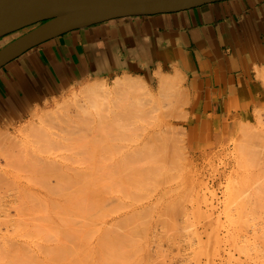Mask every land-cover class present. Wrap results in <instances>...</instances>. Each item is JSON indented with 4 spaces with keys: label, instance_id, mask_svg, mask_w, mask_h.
<instances>
[{
    "label": "rangeland",
    "instance_id": "1",
    "mask_svg": "<svg viewBox=\"0 0 264 264\" xmlns=\"http://www.w3.org/2000/svg\"><path fill=\"white\" fill-rule=\"evenodd\" d=\"M26 32L9 36L7 44ZM155 74L130 75L133 80L141 77L148 89L152 86L147 101L139 102L144 109L139 103L116 100L119 97L110 101L112 108L105 104L108 101L97 106L99 110L84 108L88 126L110 125L108 135L118 149L112 150L105 168L91 173L80 167L70 181H52L47 198L39 193L54 175L36 172L34 161L16 159L0 143V264H264V104L247 117L232 118L216 139L195 144L185 80L179 91H169L170 97L176 93L171 102L163 94L168 90H159ZM163 74L172 75L168 70ZM259 77L264 83V73ZM117 78L89 80L34 113H53L73 101L74 92L81 97L88 83L112 88ZM152 95L165 97L166 107ZM62 111L60 119L69 113ZM38 117L32 115L0 132L29 139L32 145L37 133L29 130L27 138L19 132ZM56 145L47 148L55 154L51 157H84L76 150L68 152L62 143V153L56 151Z\"/></svg>",
    "mask_w": 264,
    "mask_h": 264
},
{
    "label": "crops",
    "instance_id": "2",
    "mask_svg": "<svg viewBox=\"0 0 264 264\" xmlns=\"http://www.w3.org/2000/svg\"><path fill=\"white\" fill-rule=\"evenodd\" d=\"M55 66L67 74L54 72ZM159 70L184 75L193 143L216 139L232 118L264 104V0L122 18L50 40L0 70V130L75 85Z\"/></svg>",
    "mask_w": 264,
    "mask_h": 264
},
{
    "label": "bare ground",
    "instance_id": "3",
    "mask_svg": "<svg viewBox=\"0 0 264 264\" xmlns=\"http://www.w3.org/2000/svg\"><path fill=\"white\" fill-rule=\"evenodd\" d=\"M6 38H9V36L6 37ZM9 41H10V39H9ZM8 44H9V42H8ZM57 66H55L54 72L61 73V74H65L66 73L67 70L65 68H63V67H57ZM160 70L157 71V72H155L156 73L155 74V77H158L159 87L161 88V89L159 88V90H161V91L162 90H168V93L167 92L164 93L165 91L163 92V94H167V95L169 94V91H172V90H174L176 92L179 91L178 90L179 89L178 87H180V85L182 83V80H184L183 73H181L180 71L177 70L176 72L174 71L175 72L174 74L172 73V75H170V76H168V75L165 76L166 74H163L164 71H160ZM111 73H113V72H111ZM115 73H117V71ZM120 73H119V75H120ZM121 75L123 76L121 78H117V75H116L115 78H117V79L116 80H113L115 84H112V85H114V86H112V88H109V87L107 88V86L105 87L104 84H102V82H101V84H98V83H96L97 81L92 82L93 84L92 83L91 84L88 83L89 84L88 87L87 86L86 87L83 86V87H85V89L81 88L82 89V93L80 92V94L83 96V98H81L82 96L81 97H78L79 94L76 95V93L74 92L75 94L73 93V95H72V96L75 97V98H73V101H72V99L66 101L67 102L66 105H69L70 104L68 107H66V105H64L66 103L65 102V103H62L61 104L63 106L62 107L63 109L61 107L59 108V106H61V105H59V106L56 107V109L58 108L59 110L58 109L57 110H55V109L53 110V113H54V111L57 112L56 115L53 114V113H51L52 112L51 110H50L51 111L50 114L48 113L47 115H45L46 114V111H45V113L44 112H41L40 114L44 113V115L42 114L41 117H38L36 115V113H34L35 111H32L30 114H28L27 117H31L33 115V117H35L34 119H36V117H38L39 120L36 121V122L33 120V123L32 124H29L30 125L29 127H28V125L27 126L25 125L27 127L26 128L27 130L25 129V131H23L24 129H20V132L19 133L21 134L22 132H25V134H26L29 130L32 133V135H33V133H37V134L33 135L34 136V139L32 138L33 139L32 140L33 142H31L32 145H30L29 143H27V141L29 139L26 140L24 138H21L19 140L16 137L13 138L12 137L13 135L11 136V134H9L8 132H6V133L0 132V143L1 144L4 143L3 146L6 145L5 146L6 149L8 148V150L12 154H14L15 158L17 157L16 159H18V158L20 159V157L22 159L29 158L28 161H31V160H32V162L34 161L32 164H34L36 172H39L41 174H46V175H54V176H51L50 178H48V180L45 182L46 183L45 186H42L41 187L42 193H39V196L41 198H47V197H49V193H50V195L52 194L50 192L51 188H53L52 187V181H55L56 182V185H59V184H61V183H63L65 181L64 180L65 177H69V181H70V177L75 178V176H73V174H75L76 172H79L78 170L80 169V167H83L84 169H87V170H89L92 173L94 168H97V169L100 168V167H104L105 168V166L108 164V162L111 161L110 160L111 158L109 159L108 156L109 155L112 156V152H113L112 150L114 149L116 151V149H118V147H116V149H115V146L112 145L113 142H111L113 139L111 140L110 136L108 135V134H110L109 132H112V129H111V131H108V128L110 127V125L108 124L109 127L107 129L104 126L103 127H100L99 126L98 128H95V125H94V127H91L92 124H89V126H88L87 123H86L88 120L86 121V119H85V116L86 115L84 116V114L86 113V112L84 113V108L87 109L89 107H92V108L95 107L97 109V106L102 105V107H103L105 104L106 105L109 104L108 107H110L111 106L110 105L111 104L110 101H112V100L114 101L113 98H116V97H119V99L116 98V100L132 101L130 103L128 102V104H134V105L135 104H138L139 102H145V101H147V97H148L150 91H152L151 90V87L152 86L150 87V89H148L147 84L144 81L141 82V77H140V80H136V78H135V80H133V79H131L132 78L130 76L131 74H129L127 72H124L123 71V73H121ZM102 78H104V77H102ZM94 79L96 80L98 78H94ZM94 79H91V80H94ZM59 81H61V80H59ZM102 81H106V80L103 79ZM104 83H106V82H104ZM78 86H79V84L78 85H75L72 88L75 89ZM161 91H159V93H161L159 95H163ZM66 92H67V90H66ZM83 93H84V95H83ZM151 93H150L149 96H151ZM64 94H62V95H64ZM39 95H40V93H39ZM175 95H176V93H174V95L172 94V97H174ZM156 96H155V98L158 99V97H156ZM168 96L167 97L170 100L171 99L173 100V98L170 97V95H168ZM177 96H178V94H177ZM160 97L162 99L165 98V97H162V96H160ZM57 98L49 99L48 101H46V103L43 106L49 105L51 102L55 101ZM153 98H154V96H153ZM157 99H155L156 102L160 98L158 100ZM162 99H160L161 101H159V102H160L161 106H163L161 108H165L166 106L164 107V104L165 103H164V101ZM170 100H168L167 104L170 102ZM172 100H171V102H173ZM174 100H175V97H174ZM177 100H179V99H176V101ZM69 101H72L73 103H69ZM105 101H108V102H106L104 104ZM121 102H124V101H121ZM148 102H147V104H148ZM150 102H153L154 103V101H150ZM156 102H155V104H156ZM114 103L115 102H113L112 104H114ZM144 104H146V103H144ZM160 104H158V105H160ZM170 104H172V103H170ZM115 105H117V103ZM152 105H154V104H152ZM124 106H126V105H124ZM139 106H141V104ZM127 107H128V105H127ZM141 107H142V109L145 108V106H144V108H143V106H141ZM66 108H68V109H66ZM81 108L83 109V112L79 111V109L81 110ZM111 108H112V106H111ZM36 109H37V107L35 108V110ZM101 109H103V108H101ZM101 109H100V112H102ZM62 110H67L65 112H69V113H68V115L65 118L60 119L61 116H62V114H63L62 112H64ZM89 110H92V109L90 108V109H88V111ZM97 110H99V109H97ZM107 110H108V108H107ZM129 110L131 111V109H129ZM112 111H114V110H112ZM126 111H128V109ZM130 111H128V112H130ZM100 112H99V114H100ZM17 113H18V111H17ZM121 113H123V112H121ZM125 114L127 115V113H125ZM125 114H124V116H126ZM131 114H132V111H131ZM34 115H36V116H34ZM65 115H66V113L64 114V116ZM114 115H117L116 112H115ZM118 115H119V113H118ZM137 115H139V114H137ZM87 116L90 117L88 115V113H87ZM96 116H98V115H96ZM122 116H123V114H122ZM58 117H60V118H58ZM91 118H92V116H91ZM108 118H110V120L112 119L111 117H108ZM117 118H120V117H117ZM130 118H132V117H129V119ZM88 119H90V118H88ZM126 119H127V117H126ZM98 120L101 121V117H99ZM108 121L109 120H107V123H108ZM126 121H128V120H126ZM30 122L31 121H29L28 123H30ZM96 122L100 123L99 121H96ZM111 123H113V122L111 121ZM100 125H102V124H100ZM104 125H106V124H104ZM22 134L25 135L24 133H22ZM29 135L31 136V134H29ZM29 135L26 134V137L28 136L27 138H31ZM113 138H114V141L117 140V139H115L116 137H113ZM119 139H121V138H119ZM110 142H111V145H110ZM58 143H62L63 145L67 146V147H64V148L65 149L67 148V151L68 152H71L72 151V153H73V151L76 150L77 154L79 153V155H81L80 153H82L84 155V157L81 156L83 158L81 160H77L76 159L77 156L75 157V155L73 156L72 154H68V153L65 154V155H63V154L59 155L58 156L59 158H56L55 156L54 157H51L50 155H55V154H53L52 152H50V151H52L51 149H50V151H48L47 148H51L52 146L54 147L55 144H57L56 146H58V148L55 147V148H57L56 151H61L59 149H61L62 147L60 148V146L58 145ZM65 143H68L69 145H66ZM27 144H29L30 146L27 145ZM0 146H2V145H0ZM3 146H2V148H3ZM64 148H62V151H63ZM119 148L121 149L120 145H119ZM0 149H1V147H0ZM62 151H61V153H62ZM3 152L6 153L5 151H3ZM65 152H66V150H65ZM76 152H74V153H76ZM96 153H97V155H96ZM3 154H2V156H3ZM6 154L8 155V153H6ZM12 154H10V157H11ZM6 157H9V155L6 156ZM12 157H13V155H12ZM15 158H13V159H15ZM79 159H80V156H79ZM6 160H7V158H6ZM8 160H9V158H8ZM10 161H12V160H10ZM16 161H17V163H19L18 160H16ZM26 161L24 160L23 162H26ZM8 162L9 161H7V163ZM8 166H10V165H8ZM95 170L96 169H94V171ZM89 171H88V173L90 174ZM68 175H70V176H68ZM76 175H80V174L77 173ZM81 175H83V174H81ZM83 176H85V175H83ZM72 178H71V180H74ZM1 179L2 178H0V180ZM67 180L68 179H66L65 182H67ZM77 180H80V176H79V178Z\"/></svg>",
    "mask_w": 264,
    "mask_h": 264
},
{
    "label": "water",
    "instance_id": "4",
    "mask_svg": "<svg viewBox=\"0 0 264 264\" xmlns=\"http://www.w3.org/2000/svg\"><path fill=\"white\" fill-rule=\"evenodd\" d=\"M222 1L229 0H0V40L34 27L0 49V70L28 51L74 31Z\"/></svg>",
    "mask_w": 264,
    "mask_h": 264
},
{
    "label": "trees",
    "instance_id": "5",
    "mask_svg": "<svg viewBox=\"0 0 264 264\" xmlns=\"http://www.w3.org/2000/svg\"><path fill=\"white\" fill-rule=\"evenodd\" d=\"M32 28L26 29L27 31L31 30Z\"/></svg>",
    "mask_w": 264,
    "mask_h": 264
}]
</instances>
